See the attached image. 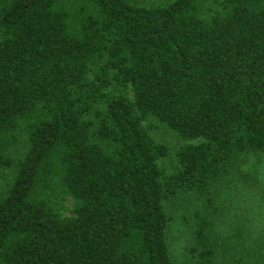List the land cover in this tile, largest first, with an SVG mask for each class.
<instances>
[{
	"label": "trees",
	"instance_id": "1",
	"mask_svg": "<svg viewBox=\"0 0 264 264\" xmlns=\"http://www.w3.org/2000/svg\"><path fill=\"white\" fill-rule=\"evenodd\" d=\"M263 155L264 0H0V264H177L182 197L187 264H264L219 196Z\"/></svg>",
	"mask_w": 264,
	"mask_h": 264
},
{
	"label": "rangeland",
	"instance_id": "2",
	"mask_svg": "<svg viewBox=\"0 0 264 264\" xmlns=\"http://www.w3.org/2000/svg\"><path fill=\"white\" fill-rule=\"evenodd\" d=\"M154 135L156 139H164L168 144L176 142V136L172 135L158 123L153 124ZM179 144V143H178ZM240 177L229 176L219 187L220 202L225 210L221 213L220 227L221 231L228 233L235 227L239 228L243 222H250L256 228L261 229L264 224V155L261 157L251 156L244 166L241 167ZM244 172L250 173L248 177ZM254 175L255 179H251ZM249 182L246 184L245 180ZM1 186V182H0ZM172 221L169 228V246L171 255L177 264H187L188 247L191 244L189 234L190 218L193 212L192 208H197L196 202H189L188 198L182 197L172 204ZM61 213L65 216H73L72 201L68 199ZM230 223V224H229ZM225 264H229L228 257Z\"/></svg>",
	"mask_w": 264,
	"mask_h": 264
}]
</instances>
